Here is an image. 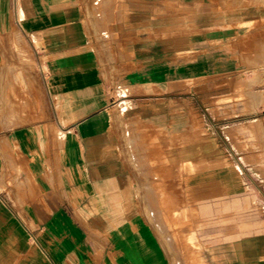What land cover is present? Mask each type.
Listing matches in <instances>:
<instances>
[{
	"label": "crops",
	"instance_id": "0c3cea01",
	"mask_svg": "<svg viewBox=\"0 0 264 264\" xmlns=\"http://www.w3.org/2000/svg\"><path fill=\"white\" fill-rule=\"evenodd\" d=\"M0 264H264V0H0Z\"/></svg>",
	"mask_w": 264,
	"mask_h": 264
},
{
	"label": "rangeland",
	"instance_id": "374dc122",
	"mask_svg": "<svg viewBox=\"0 0 264 264\" xmlns=\"http://www.w3.org/2000/svg\"><path fill=\"white\" fill-rule=\"evenodd\" d=\"M224 85L222 84L220 87H223ZM214 86H210L209 90H213ZM208 90V87L201 88V91ZM235 98V100H238ZM188 106H192V101H185ZM205 104L199 105L200 108H204L207 104V101H203ZM194 106H198L197 101H193ZM208 120L206 118L205 123L203 122L202 125H200V131L199 133H196V136L192 138L191 135L186 136L183 139V143L186 145H190L192 142H198L200 144V156H201V162L197 165H194L192 167L191 164H183L182 168L176 167L174 164H155L151 163L148 165H145L148 168L147 174L149 175L151 179V187L152 188H160V187H168V188H173L176 187V170L178 169L179 172L178 174L180 175V172L183 173L184 178L190 174H192L195 171H205L211 167L214 166H220L223 165L224 161V155L227 154L228 149L225 147L224 143V138H223V133L222 132H217V131H212L208 129ZM210 128V127H209ZM208 148L210 151L215 150L216 155L222 159V162L216 163V164H211L208 163L207 161H203V156L208 154ZM159 160L160 158H152ZM194 168V169H193ZM194 170V171H193ZM186 183V181L184 180ZM178 186H181L182 181L180 180ZM157 199L161 200L160 201V208L162 209V212H160V215L162 216L163 219L166 220H174L176 218V213L172 211L171 208V200L175 199L173 196H168V195H163V196H157ZM154 213V212H153ZM156 217L155 214H153Z\"/></svg>",
	"mask_w": 264,
	"mask_h": 264
}]
</instances>
